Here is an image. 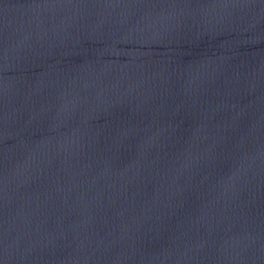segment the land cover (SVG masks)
I'll return each mask as SVG.
<instances>
[{
	"label": "water",
	"instance_id": "95a60500",
	"mask_svg": "<svg viewBox=\"0 0 264 264\" xmlns=\"http://www.w3.org/2000/svg\"><path fill=\"white\" fill-rule=\"evenodd\" d=\"M0 264H264V0H0Z\"/></svg>",
	"mask_w": 264,
	"mask_h": 264
}]
</instances>
